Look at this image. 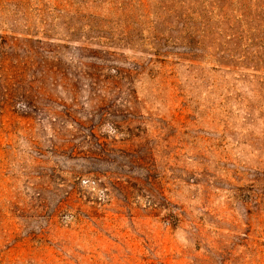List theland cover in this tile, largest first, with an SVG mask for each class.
Here are the masks:
<instances>
[{
  "label": "rangeland",
  "instance_id": "obj_1",
  "mask_svg": "<svg viewBox=\"0 0 264 264\" xmlns=\"http://www.w3.org/2000/svg\"><path fill=\"white\" fill-rule=\"evenodd\" d=\"M251 184L264 0H0V264H264Z\"/></svg>",
  "mask_w": 264,
  "mask_h": 264
},
{
  "label": "trees",
  "instance_id": "obj_2",
  "mask_svg": "<svg viewBox=\"0 0 264 264\" xmlns=\"http://www.w3.org/2000/svg\"><path fill=\"white\" fill-rule=\"evenodd\" d=\"M244 187V186H242ZM255 184H251L250 188H243V191H247V195L244 194V200L246 204H249L253 207H255L256 212H260L261 210L264 212V200H262V196L259 195L258 197V193L255 191V189H251L254 188ZM242 189V188H241ZM255 210H253L251 213H255ZM228 260L227 258H224L222 262V264H225V261Z\"/></svg>",
  "mask_w": 264,
  "mask_h": 264
}]
</instances>
